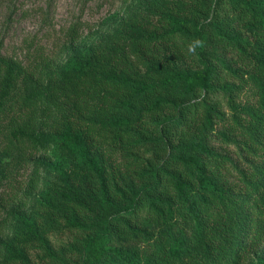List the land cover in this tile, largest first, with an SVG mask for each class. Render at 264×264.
I'll return each instance as SVG.
<instances>
[{"label": "trees", "instance_id": "1", "mask_svg": "<svg viewBox=\"0 0 264 264\" xmlns=\"http://www.w3.org/2000/svg\"><path fill=\"white\" fill-rule=\"evenodd\" d=\"M148 7L132 32L62 67L0 58V158L19 149L61 161L56 190L34 206L42 221L27 212L37 166L4 200L0 229L14 217L16 232L0 264H239L264 242V0ZM9 172L0 162L10 182ZM55 227L72 237L60 252L47 238Z\"/></svg>", "mask_w": 264, "mask_h": 264}, {"label": "rangeland", "instance_id": "2", "mask_svg": "<svg viewBox=\"0 0 264 264\" xmlns=\"http://www.w3.org/2000/svg\"><path fill=\"white\" fill-rule=\"evenodd\" d=\"M149 1L151 0H0V58L14 59L28 71L36 63L40 66L41 58L51 61L53 67H62L74 52L109 38L116 32H132L134 26L130 18L134 14H149ZM72 30L76 31L75 41L71 38ZM36 67L38 71L39 67ZM21 73L15 91L25 93L26 81L24 73ZM244 96L241 95L239 99H244ZM223 104L226 107L225 102ZM6 134V121L2 120L0 148ZM222 147L233 159L239 161L233 145ZM24 155L25 157L19 149H15L9 156L0 158L1 165L10 171L11 176L9 184V179L0 175V221L8 213L3 207L7 195L24 186L35 166L40 170V184L27 206V212L33 220L38 218L34 210L35 204L56 190L57 176L51 173L50 167L61 161L51 153L39 151L30 155L25 152ZM63 158L71 157L65 152ZM63 164L70 173L78 171L74 163ZM42 219L39 217L38 221ZM15 232V218L11 217L6 228L0 229V261L7 255L5 246L14 238ZM47 238L52 249L60 252L71 243L72 237L63 227H55L47 233ZM40 249L36 246L35 250H27L31 260L38 261ZM260 259L264 261V242L249 252L247 259L239 264H259Z\"/></svg>", "mask_w": 264, "mask_h": 264}, {"label": "clouds", "instance_id": "3", "mask_svg": "<svg viewBox=\"0 0 264 264\" xmlns=\"http://www.w3.org/2000/svg\"><path fill=\"white\" fill-rule=\"evenodd\" d=\"M204 47V41L203 40H195L190 46H189V52L195 53L196 48H203Z\"/></svg>", "mask_w": 264, "mask_h": 264}]
</instances>
